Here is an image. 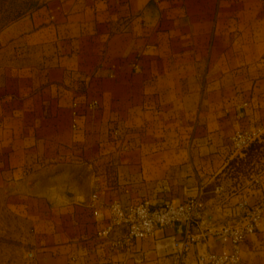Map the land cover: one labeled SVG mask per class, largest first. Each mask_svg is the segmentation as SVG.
I'll use <instances>...</instances> for the list:
<instances>
[{
    "label": "crops",
    "instance_id": "1",
    "mask_svg": "<svg viewBox=\"0 0 264 264\" xmlns=\"http://www.w3.org/2000/svg\"><path fill=\"white\" fill-rule=\"evenodd\" d=\"M259 14L262 0H41L2 29L0 264H179L182 226L113 247L110 200L178 204L202 181L215 226L263 196ZM237 128L259 130L243 152ZM224 250L212 236L182 263Z\"/></svg>",
    "mask_w": 264,
    "mask_h": 264
},
{
    "label": "built area",
    "instance_id": "2",
    "mask_svg": "<svg viewBox=\"0 0 264 264\" xmlns=\"http://www.w3.org/2000/svg\"><path fill=\"white\" fill-rule=\"evenodd\" d=\"M99 106L97 99L90 100L85 108L93 110ZM78 102L73 103V122L76 127L80 116ZM238 147H248L254 141L251 134L237 132L232 138ZM217 187L216 191H220ZM206 184L200 182L196 194L182 203L166 202L153 206L149 201L124 206L119 202L111 205V224L108 230L123 226L125 234L113 240V247H124L138 239L154 236L161 229L171 226H182V236L175 239L173 246L179 254V264H183L184 255L194 244L205 243L212 236H217L230 243V250L221 252L208 251L201 256L203 264H250L242 256V246L247 237L254 233L259 222L264 218V198L256 203L242 200L236 207V218L233 224L212 226L205 220Z\"/></svg>",
    "mask_w": 264,
    "mask_h": 264
},
{
    "label": "rangeland",
    "instance_id": "3",
    "mask_svg": "<svg viewBox=\"0 0 264 264\" xmlns=\"http://www.w3.org/2000/svg\"><path fill=\"white\" fill-rule=\"evenodd\" d=\"M40 3H41V0H0V31L2 29H4L5 27H7L14 20L25 15L31 9L38 6ZM262 7L264 8V0H262ZM262 18H264V15L259 14L258 21H261ZM258 21H255V23H258ZM252 35H253L252 36L253 38H258L260 35H264V32L260 31V30H256V31H253ZM246 53H248V50L246 51ZM229 54H230V51H229ZM230 67H231V64H230ZM231 83H232V81L230 79V85H231ZM88 101L89 100H86L84 102H78V104H79V106L81 105V106L85 107V104ZM240 131L243 133L251 134L254 137V141L256 140V137L258 136V132H259L258 129L249 130V129H245V128L244 129L237 128V130H235L234 133L232 134L231 138H233L234 134H236L237 132H240ZM121 133L124 134V131L121 132L119 130V128H113L111 134L117 136V135H120ZM125 133L132 135V134L128 133L127 131ZM126 145H128V144H126ZM233 146L236 150H240L243 152V151H245V149L249 148L251 145L248 147H238V146H235L233 144ZM199 184H200V182H199ZM204 184H205V182H204ZM261 198H264V195L261 197H258V199L255 201L253 200V202L248 200V199H244V200H246L248 203H256ZM143 201H148V200H142V201L134 202L131 204L141 203ZM113 202H119L124 206L130 205L128 203H124L120 198H117V199L112 198V200H110V202L107 204V207L110 211V214H111V205L113 204ZM235 213H236V209H235ZM233 223H234V221H228V222L220 223L219 225L233 224ZM14 225L18 226V224H11V228ZM216 226H218V225H216ZM244 244H245L244 247L246 246L248 248V254H246L248 259H246V261H248L250 264H264V218L259 222L256 231L251 234V238L249 235ZM253 247H255L256 249L253 250L252 249Z\"/></svg>",
    "mask_w": 264,
    "mask_h": 264
}]
</instances>
